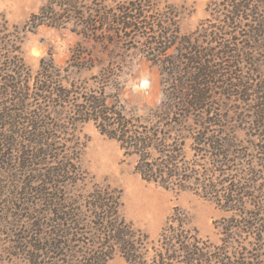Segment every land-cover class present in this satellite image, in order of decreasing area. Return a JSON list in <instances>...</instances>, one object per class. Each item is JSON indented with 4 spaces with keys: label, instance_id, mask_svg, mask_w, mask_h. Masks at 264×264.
<instances>
[{
    "label": "trees",
    "instance_id": "16d2710c",
    "mask_svg": "<svg viewBox=\"0 0 264 264\" xmlns=\"http://www.w3.org/2000/svg\"><path fill=\"white\" fill-rule=\"evenodd\" d=\"M206 10L210 19L215 12L223 17L188 35L179 31L177 8L158 0H50L27 21L25 30H68L108 54L137 50L157 68L162 88L158 105L138 116L107 96L108 70L101 69L93 89L66 84L78 55L65 68L41 59L30 87L32 73L0 20V174L14 172L21 184L11 208L23 196L37 197L39 212L25 218L31 224L16 247L29 264H107L115 251L128 264H146V237L121 215L120 193L81 168L76 126L86 123L135 159L144 183L193 193L226 215L214 223L220 245L212 246L190 243L174 210L165 231L181 242L168 241L167 264H264V201L254 195L264 144L250 151L249 141L239 142L221 104L224 97L252 103L250 130L261 141L264 80L253 78L261 66L249 52L264 51V1L216 0Z\"/></svg>",
    "mask_w": 264,
    "mask_h": 264
},
{
    "label": "rangeland",
    "instance_id": "374dc122",
    "mask_svg": "<svg viewBox=\"0 0 264 264\" xmlns=\"http://www.w3.org/2000/svg\"><path fill=\"white\" fill-rule=\"evenodd\" d=\"M49 1L0 0V20L6 22L8 41L16 43L19 58L32 73L29 80L30 87L34 84V73L38 70L41 59L51 58L57 68H65L68 63H72V58L74 60L78 55L81 59L78 64L80 68L77 66L69 70L65 78L68 81L67 85L72 83L79 88L93 89L95 88L94 79L98 78L101 69H105L110 74V81L105 90L107 96L110 100L116 96L129 115H142L148 109L158 105L162 89L158 70L146 62L137 50L124 52L122 49H115L112 54H108L104 51L106 48L84 41L68 30L40 27L31 32L23 29L29 18L37 14ZM158 1L161 6L169 4L177 8L178 28L183 35L191 34L205 20L214 21L215 24L217 19L223 17V14L220 16L221 13L215 12L214 16L209 18L207 6L216 0ZM244 45L251 44L244 43ZM249 53L255 55L254 61L261 66V74L253 78L256 81L264 80V51ZM248 65V61L242 63V72L245 73ZM251 69L254 67L252 66ZM241 99L238 101L224 97L221 104L232 118V122H236L234 126L239 142L249 141L246 146L249 145L250 151L256 150L264 144V136L261 141H258L257 133L250 130L252 103L248 104L243 97ZM57 125L66 126V123ZM76 139L81 148L79 157L81 168L93 178L95 183L109 186L120 193L121 215L135 231L146 237L142 251L146 264L168 263L165 260V257H168L167 252L165 253L168 241L175 243V247L180 246L176 242H181L178 233L172 236L170 232L165 231L168 218L172 216L174 210L184 217L181 230L184 231L190 243H193L194 239H199L212 246L220 245V236L214 229V223L225 218L226 215L215 204L204 201L190 192L175 193L144 183L134 172L135 159L124 158L118 145L102 137L92 123L77 125ZM8 155L9 152H6L5 157ZM257 170L261 172L259 176L261 179L258 181L260 184L256 187L254 195L257 194L264 201V165ZM3 173L0 174V264H29L25 254L16 247H20L18 240L24 239L26 229H29L31 224L25 218L36 219V212H39L40 207L37 208L35 205L37 197L33 194L23 196V203L14 201V208H11L10 200L21 184L16 186L14 172L4 171ZM32 176L34 175H30L27 179H32ZM19 181L21 183L22 178ZM15 186L18 187L17 190ZM35 187L36 184L30 186L29 192H35L37 190ZM30 209L33 210L30 211ZM107 264L128 263L115 251Z\"/></svg>",
    "mask_w": 264,
    "mask_h": 264
}]
</instances>
